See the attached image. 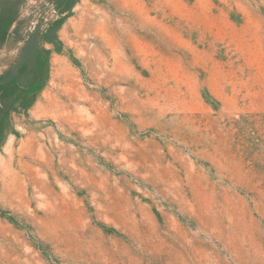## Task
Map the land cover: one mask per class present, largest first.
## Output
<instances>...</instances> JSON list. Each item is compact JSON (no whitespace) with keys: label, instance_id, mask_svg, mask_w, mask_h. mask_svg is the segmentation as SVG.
<instances>
[{"label":"rangeland","instance_id":"1","mask_svg":"<svg viewBox=\"0 0 264 264\" xmlns=\"http://www.w3.org/2000/svg\"><path fill=\"white\" fill-rule=\"evenodd\" d=\"M0 264H264V0H0Z\"/></svg>","mask_w":264,"mask_h":264}]
</instances>
